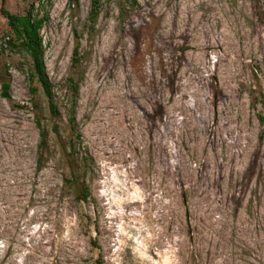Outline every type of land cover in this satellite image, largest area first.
I'll use <instances>...</instances> for the list:
<instances>
[{
	"label": "rangeland",
	"instance_id": "obj_1",
	"mask_svg": "<svg viewBox=\"0 0 264 264\" xmlns=\"http://www.w3.org/2000/svg\"><path fill=\"white\" fill-rule=\"evenodd\" d=\"M136 2L53 0L58 117L0 40V264H264V0Z\"/></svg>",
	"mask_w": 264,
	"mask_h": 264
},
{
	"label": "trees",
	"instance_id": "obj_2",
	"mask_svg": "<svg viewBox=\"0 0 264 264\" xmlns=\"http://www.w3.org/2000/svg\"><path fill=\"white\" fill-rule=\"evenodd\" d=\"M7 1L2 0V8L0 10L1 15L6 20L7 28L0 36V40L12 51L23 54L29 60V68L27 80L30 86L31 96L34 98L39 92V88L35 86V83L39 84L42 89L44 97L47 99L48 108L52 116H59V109L54 100L53 86L50 81L47 67L45 64L46 47L41 35V31L50 18V8L53 5V0H25L24 8L21 13H12L7 8ZM79 0H69V3L78 4ZM36 3L38 5L36 6ZM136 0H133V5H136ZM101 13V0H92V8L89 17V21L94 25ZM5 51V50H4ZM79 51V45L75 48L74 62L78 63L77 55ZM4 69L1 70V92L0 96L8 101L11 100V87L12 79L11 73L7 64H4ZM71 89L73 91L74 100L70 109V122L74 125L76 122V98L79 94V84L74 79H70ZM38 108V105L35 104ZM36 127L39 133L40 141L38 145V171L42 170L45 151L49 143V132L42 124V120L39 116L35 117ZM56 131V129H55ZM74 138L80 141L82 135L78 132L76 126H73ZM57 132V131H56ZM75 153V150L72 151ZM72 182L76 185L79 184L78 176L73 175ZM78 200L88 201L91 194L85 182L81 186L77 187ZM96 264H105L104 260L99 259Z\"/></svg>",
	"mask_w": 264,
	"mask_h": 264
}]
</instances>
